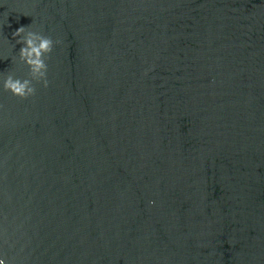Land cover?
<instances>
[{
	"label": "water",
	"instance_id": "water-1",
	"mask_svg": "<svg viewBox=\"0 0 264 264\" xmlns=\"http://www.w3.org/2000/svg\"><path fill=\"white\" fill-rule=\"evenodd\" d=\"M0 258L264 264V0H0Z\"/></svg>",
	"mask_w": 264,
	"mask_h": 264
},
{
	"label": "clouds",
	"instance_id": "clouds-1",
	"mask_svg": "<svg viewBox=\"0 0 264 264\" xmlns=\"http://www.w3.org/2000/svg\"><path fill=\"white\" fill-rule=\"evenodd\" d=\"M26 28L22 26L12 35L14 38H19L16 39V43L23 45L19 50V60L27 65L30 78L20 79L8 74L3 80V89L20 99H27L36 94L34 81L42 83L45 88L48 87L46 57L53 51L54 44L58 43L38 32L26 31ZM0 264L7 262L4 258H0Z\"/></svg>",
	"mask_w": 264,
	"mask_h": 264
}]
</instances>
